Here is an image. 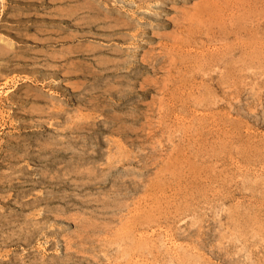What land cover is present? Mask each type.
Returning a JSON list of instances; mask_svg holds the SVG:
<instances>
[{
  "label": "rangeland",
  "instance_id": "rangeland-1",
  "mask_svg": "<svg viewBox=\"0 0 264 264\" xmlns=\"http://www.w3.org/2000/svg\"><path fill=\"white\" fill-rule=\"evenodd\" d=\"M0 264H264V0H0Z\"/></svg>",
  "mask_w": 264,
  "mask_h": 264
},
{
  "label": "bare ground",
  "instance_id": "bare-ground-1",
  "mask_svg": "<svg viewBox=\"0 0 264 264\" xmlns=\"http://www.w3.org/2000/svg\"><path fill=\"white\" fill-rule=\"evenodd\" d=\"M49 198V197H48ZM50 199V198H49ZM52 201V200H51ZM38 208V207H37ZM39 224H40V222H39ZM31 226V225H30ZM38 226V225H37ZM39 228V227H38ZM32 235V234H31ZM35 235V234H34Z\"/></svg>",
  "mask_w": 264,
  "mask_h": 264
}]
</instances>
